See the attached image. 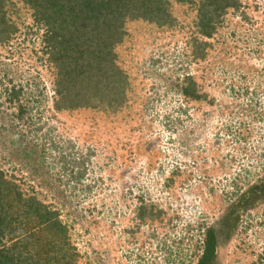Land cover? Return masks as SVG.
I'll return each instance as SVG.
<instances>
[{
  "label": "rangeland",
  "instance_id": "374dc122",
  "mask_svg": "<svg viewBox=\"0 0 264 264\" xmlns=\"http://www.w3.org/2000/svg\"><path fill=\"white\" fill-rule=\"evenodd\" d=\"M5 1L0 170L58 213L71 264H196L208 228L213 264H264V0H237L206 40L193 3L169 0L171 26L126 21L120 103L72 110L39 11Z\"/></svg>",
  "mask_w": 264,
  "mask_h": 264
},
{
  "label": "trees",
  "instance_id": "16d2710c",
  "mask_svg": "<svg viewBox=\"0 0 264 264\" xmlns=\"http://www.w3.org/2000/svg\"><path fill=\"white\" fill-rule=\"evenodd\" d=\"M174 1L197 6L196 27L203 40L213 35L215 25L221 23L228 10L239 8L237 0ZM23 2L39 11L36 18L49 33L47 43L57 70L54 85L58 103L65 101L67 110L89 104L108 109L120 103L127 81L115 64L118 56L114 47L124 38L126 21L140 20L159 27L171 24L169 0ZM7 5V1L0 0V23ZM195 41L193 55L198 59L196 50L205 48L207 43ZM69 44H73V51H69ZM181 94L193 100L199 98L190 77L184 79ZM250 189L255 196L257 193L264 196V184ZM215 246L213 230L208 228L196 264H213ZM74 251L58 213L0 170V264H71L77 257Z\"/></svg>",
  "mask_w": 264,
  "mask_h": 264
}]
</instances>
